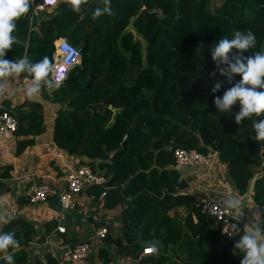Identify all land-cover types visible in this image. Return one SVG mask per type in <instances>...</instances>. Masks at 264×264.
Returning a JSON list of instances; mask_svg holds the SVG:
<instances>
[{"label": "trees", "instance_id": "1", "mask_svg": "<svg viewBox=\"0 0 264 264\" xmlns=\"http://www.w3.org/2000/svg\"><path fill=\"white\" fill-rule=\"evenodd\" d=\"M215 1L219 3L212 9ZM38 2L32 0L30 11L16 21L17 43L5 58L52 61L57 40L82 45L81 61L61 87L45 89L40 96L59 106L52 125L55 146L85 157L89 161L79 166L106 180L85 194L96 203L105 192L102 208L121 210L122 244L107 234L95 239L100 244L92 256L100 264H111L115 246L116 253L137 261L147 242L155 241L159 251L137 264H240L241 254L233 255L239 237L222 235L200 203L185 193L192 179H182L173 168V153L179 148L217 153L234 190L239 196L250 193L253 206L264 212V148L255 141L252 127L264 116L237 125L238 101L228 114L217 113L215 97H222L241 77L234 76L229 84L216 72L210 54L214 44L233 38L235 31L255 36L256 46L244 52L245 58L264 53V0H111L114 14L97 20L92 12L103 5L89 0L81 13L66 3L50 13L43 10L45 19L37 24ZM217 80L223 87L214 94ZM103 101L107 105L88 108ZM2 112L17 121L15 157L46 131L39 102L12 107L4 100ZM10 171L11 166L3 167L0 181L10 178ZM3 185L0 182V197ZM55 227L53 221L38 226L12 216L0 231L14 232L20 243L19 250L9 249L15 264H59L50 253L31 257L28 251L34 243L44 244ZM63 243L78 244L75 239ZM0 264L6 261L0 258Z\"/></svg>", "mask_w": 264, "mask_h": 264}, {"label": "crops", "instance_id": "2", "mask_svg": "<svg viewBox=\"0 0 264 264\" xmlns=\"http://www.w3.org/2000/svg\"><path fill=\"white\" fill-rule=\"evenodd\" d=\"M63 4H65L64 0H58V4L55 7L47 8L44 12L50 13L59 9ZM40 12H36L34 16L37 24L45 19V15ZM23 79L22 77L11 83L12 95L10 97H0V110L1 103L4 100H8L12 107L24 101L39 102L44 110L46 131L35 139L33 146L27 148L18 157H15L14 154L16 139L13 135L7 139L0 140V171L5 166H11L10 178H4L0 181L4 183L3 189L5 190V193L0 197V211L6 212L8 217L22 216L27 221L38 226L50 221L56 222L55 229L46 238L45 244L42 245H46L47 253L57 258L60 261L59 264H73L67 262L64 253V247L72 245L64 244L63 240L75 239L78 243L83 240H89L91 250H93L92 247L94 245L97 247L100 244L99 241L92 240L93 231L103 226L107 228V234L115 241H117L118 234H120L119 238L121 239V229L124 228L121 222V210L120 208L115 210L103 209L101 206L102 202H93L92 197L85 194L86 191L75 199L76 208L68 213H62L54 199L39 205H30L28 203L25 198V192L32 184L63 187V180L67 173L81 165L80 162L89 160L85 157L68 155L65 151L55 146L52 141V125L54 115L59 106L43 101L40 95L35 98H29L25 93V89L29 86V79L25 81ZM216 159L217 156L212 159V166L209 169L204 167L173 168L177 170L182 179H192L189 181L185 193L190 194L195 201L213 199L224 206V201L229 196L242 198L244 216L241 218L240 226L243 228L244 223L251 219L254 211H263V209L253 206L250 193L246 196L238 195L236 190H234L233 183L226 178L225 166L219 160H217L218 164H216ZM58 227L64 228L65 232L59 233L57 231ZM119 244H122L121 240ZM32 246L33 248L30 246L28 249L31 257H42L40 246L37 243L32 244ZM96 247L94 248L95 250L97 249ZM111 252V255L114 256V262L111 264L127 263V258L115 252V246L111 248ZM90 264L100 263L94 260Z\"/></svg>", "mask_w": 264, "mask_h": 264}, {"label": "clouds", "instance_id": "3", "mask_svg": "<svg viewBox=\"0 0 264 264\" xmlns=\"http://www.w3.org/2000/svg\"><path fill=\"white\" fill-rule=\"evenodd\" d=\"M64 2L75 13H81L83 6L89 4V0H64ZM31 3L32 0H0V97H10L11 83L22 75L25 79H29V86L25 89L29 98L39 96L45 89H59L62 84L63 78L56 75V66L48 57L35 63L27 56L14 60L5 58L7 52L17 43V38L13 35L16 21L30 11ZM101 3L103 7H96L92 12L93 20L114 14L111 0H101ZM255 46L256 39L253 33L235 31L233 38H222L210 50L216 72L225 77L229 84H232L234 76L241 77V80L228 88L222 97L216 96L214 99L218 114H228L237 101L239 102L240 111L235 115L237 125L245 119L251 120L253 116H264V53L256 52L254 56L247 58L243 55L245 51ZM233 49L237 50V54L231 55ZM216 72L212 75L215 76ZM222 87L223 82L217 80L211 91L215 94ZM252 127L255 141L261 144L264 142V118L255 121ZM243 207V199L237 196H229L224 201V210L236 219V222L231 223L228 228L229 237H239L233 246V255L241 254L240 264H264V212L254 211L251 219H248L241 228ZM9 221L10 217L7 213L0 211V227ZM147 244L146 252L159 251L158 242L152 241ZM19 248L20 243L15 238L14 232L0 231V258L5 260L6 264H15L14 254L9 249L19 250Z\"/></svg>", "mask_w": 264, "mask_h": 264}, {"label": "built area", "instance_id": "4", "mask_svg": "<svg viewBox=\"0 0 264 264\" xmlns=\"http://www.w3.org/2000/svg\"><path fill=\"white\" fill-rule=\"evenodd\" d=\"M58 0H39L36 5V12L43 11L47 8L55 7ZM81 61V49L76 48L67 40L59 39L54 43V52L52 55V63L56 66V75L62 77V82L66 79L72 68ZM24 81L27 79H23ZM0 140L11 137L17 129V121L14 116L7 112L0 114ZM217 153L200 154L195 150L176 149L174 150V168H211L212 159L216 158ZM64 186L52 187L47 184H32L25 192V198L30 205H39L48 203L54 199L62 213L72 212L75 209V199L83 194L87 189L93 186L104 185L106 180L95 173L87 166H79L67 173L64 178ZM105 192L101 193L98 201L102 202ZM200 203L201 210L208 217L212 218L216 225L220 226V232L226 238L231 239L235 236H228V228L231 223L236 222L228 212L224 210V206L213 199H205L197 201ZM59 233H64L65 229L58 227ZM108 233L106 227H98L93 231L92 240H102ZM144 247L140 258L153 255L145 251ZM64 253L68 263L88 264L91 260V247L89 243L81 242L75 246L64 247ZM131 260L127 257L129 264H137L140 260Z\"/></svg>", "mask_w": 264, "mask_h": 264}, {"label": "rangeland", "instance_id": "5", "mask_svg": "<svg viewBox=\"0 0 264 264\" xmlns=\"http://www.w3.org/2000/svg\"><path fill=\"white\" fill-rule=\"evenodd\" d=\"M218 1H215V2H213L212 3V9H214V7H216L217 5H218ZM218 159H216V164H218L217 161ZM226 178H227V180L229 181V179H230V177L228 176V174L226 173ZM76 208V207H75ZM71 215V214H70ZM120 231V230H119ZM119 231H118V233H119ZM117 233V234H118ZM119 236H120V234H118V238L116 239L117 240V242L119 243L120 242V238H119ZM44 244H45V242H44ZM39 246H40V248H41V252H40V254H42L43 255V253H47V248H46V245H42V244H38ZM96 247V245H94L92 248H93V250H94V248ZM31 248H33V246L31 245ZM30 248V249H31ZM93 250H91V262L90 263H92L94 260H97V259H95L93 256H92V251ZM31 252H32V250H31ZM89 263V264H90ZM115 264V263H114ZM117 264V263H116ZM125 264H129L128 262L127 263H125Z\"/></svg>", "mask_w": 264, "mask_h": 264}, {"label": "water", "instance_id": "6", "mask_svg": "<svg viewBox=\"0 0 264 264\" xmlns=\"http://www.w3.org/2000/svg\"><path fill=\"white\" fill-rule=\"evenodd\" d=\"M67 42H69V41L67 40ZM76 48L81 49L82 45L76 46ZM92 80H93V78L90 79L89 83L87 84V88L90 86ZM105 105H107V103L105 101H103V102H99L96 104H90V105H88V108L100 107V106H105ZM222 141H223V137H220L219 142L217 144V150L218 151L221 150ZM261 145H262V148H264V142H261ZM167 197H169V196H166L165 198H167ZM160 203H161V201L158 202V204H160Z\"/></svg>", "mask_w": 264, "mask_h": 264}]
</instances>
